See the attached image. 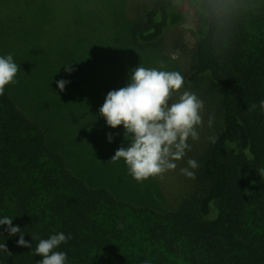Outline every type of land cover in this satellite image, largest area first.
<instances>
[{
    "label": "trees",
    "instance_id": "trees-1",
    "mask_svg": "<svg viewBox=\"0 0 264 264\" xmlns=\"http://www.w3.org/2000/svg\"><path fill=\"white\" fill-rule=\"evenodd\" d=\"M85 1L37 3L63 9L66 34L78 37L92 35L101 15L96 21L84 16L90 8ZM182 4L196 18L185 80L197 85L206 78L218 92L220 127L199 167V181L173 209L119 200L69 169L73 163L65 156L99 176L106 172L98 145L107 142L109 131L99 108H83L99 132V141L92 140L96 153L81 141L80 148H65L67 155L43 128L50 110L34 96L28 71L10 83L19 97L5 86L0 95V216L12 217L25 240L35 237L33 247L38 239L63 232L71 239L57 250L66 253L67 264H264V111L259 108L264 99V0H155L124 33L154 44L183 22ZM104 7L109 12L105 21L116 35V11ZM9 21L8 29L29 33L18 24L19 16ZM8 36L0 35V55L11 54L20 66ZM26 94L27 111L20 106ZM0 233L9 252L0 251V264H36L38 256L16 245L18 234L8 236L4 226Z\"/></svg>",
    "mask_w": 264,
    "mask_h": 264
},
{
    "label": "rangeland",
    "instance_id": "rangeland-1",
    "mask_svg": "<svg viewBox=\"0 0 264 264\" xmlns=\"http://www.w3.org/2000/svg\"><path fill=\"white\" fill-rule=\"evenodd\" d=\"M42 1L51 0H2L0 35H9L12 49L23 62L15 77L20 72L28 71L30 82L32 81L35 87L34 96L49 108L50 113L43 116V121L46 122L43 128H46L45 131L50 137L53 133L58 138L64 146L63 152L65 148H80L79 143L84 141L86 146L96 153L92 140L99 141V132L89 125L90 114L86 115L83 108L86 106L99 108L106 93L123 87L128 80L130 73L128 70L138 64L178 71L182 74L184 83L181 89L171 94L169 103L174 102L184 90L195 92L203 100L202 124L197 129L199 139L189 140L190 149L186 150L181 160L176 161L177 167L173 170L141 182L134 180L127 173L122 160H110L117 148L128 143L127 137L124 138L122 126L119 125L114 129L107 126L113 139L111 142L107 140L106 143L100 142L98 145L105 164V174L99 176L89 166L86 168V164L80 160L74 158L75 161L70 156H65L73 163V168L70 165L68 167L74 174L82 177L90 186L108 189L119 200L150 207L160 208L163 204L169 209L175 208L183 196L199 181L201 174L199 167L212 143L210 138L215 137L220 127L218 92L206 78L197 85L189 84L185 80V74L190 73L193 61L196 28L193 10L182 4L183 22L178 26L170 27L161 40L145 45L138 43L134 38L131 39L124 31L128 33L127 28L131 23L140 21L145 10L155 0H86V5L90 8H85L87 14L84 16L88 15V18L96 21L97 16L101 14L100 20L92 35L83 33V36L78 37L76 32V35L66 34L68 26L63 9L37 3ZM104 5L116 11V18L119 21L117 31L122 30L121 34L115 30L116 35H114L112 27L105 21L109 12L105 11ZM12 16H19L21 21L18 24L26 26L29 33L8 29L11 26L9 17ZM102 16L104 18H101ZM68 63H72L70 73L64 70V65ZM58 80L67 81L63 91L56 87ZM20 84L26 91L23 82ZM6 86L19 97L18 91L12 89L10 84ZM28 97L26 94L21 98L24 100L20 106L25 111L29 110ZM210 115L213 117V122L208 126ZM100 120H104L102 116ZM65 154L69 155L67 152ZM189 158L197 160L199 164L195 170V178H187L179 171L181 167L186 166Z\"/></svg>",
    "mask_w": 264,
    "mask_h": 264
},
{
    "label": "clouds",
    "instance_id": "clouds-1",
    "mask_svg": "<svg viewBox=\"0 0 264 264\" xmlns=\"http://www.w3.org/2000/svg\"><path fill=\"white\" fill-rule=\"evenodd\" d=\"M71 64L64 65L66 72L72 71ZM19 69L11 54L0 55V95L5 93L6 85L14 82ZM66 83L58 80L56 87L63 91ZM183 83L184 78L178 71L138 64L130 70L123 87L106 93L98 109L106 126L113 129L122 126L124 138L127 137L128 141L115 150L110 160H122L127 173L137 182L175 169L176 161L181 160L191 147L189 140L199 139L197 129L202 124L203 100L195 92L184 90L169 103L171 94L181 89ZM259 108L264 111V99L259 101ZM212 122L210 115L208 126ZM106 139L111 142L113 135L106 134ZM210 139L215 143L216 137ZM198 167L197 160L189 158L179 171L187 178H195ZM0 226H4L8 236L18 234L16 245L28 248L38 256L36 264H67L66 253L57 249L71 239L70 234H50L46 239H38L33 247L35 237H31V242L25 240V233L12 224V217L0 216ZM0 251L8 252L4 242L0 243Z\"/></svg>",
    "mask_w": 264,
    "mask_h": 264
}]
</instances>
